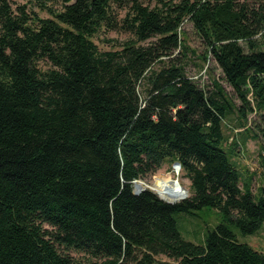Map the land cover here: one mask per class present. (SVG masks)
I'll use <instances>...</instances> for the list:
<instances>
[{
	"label": "trees",
	"instance_id": "obj_1",
	"mask_svg": "<svg viewBox=\"0 0 264 264\" xmlns=\"http://www.w3.org/2000/svg\"><path fill=\"white\" fill-rule=\"evenodd\" d=\"M186 20L240 105L187 75ZM105 31L131 37L101 50ZM235 111L264 123V0H0V264H264L232 228L264 223L223 130ZM167 159L189 196L134 194ZM205 206L224 220L186 240L174 214Z\"/></svg>",
	"mask_w": 264,
	"mask_h": 264
},
{
	"label": "rangeland",
	"instance_id": "obj_2",
	"mask_svg": "<svg viewBox=\"0 0 264 264\" xmlns=\"http://www.w3.org/2000/svg\"><path fill=\"white\" fill-rule=\"evenodd\" d=\"M15 6L16 5H14V7ZM40 14L46 16V13L44 12H41ZM123 14L124 12H121V15ZM181 29L182 32L185 33L188 45L196 50L195 54L189 53L188 57L179 54V60L186 63L187 75L208 91L213 89L212 80L216 79L222 84L230 98H232L237 105H240L241 102L237 98L234 89L224 79L222 70L214 59L210 57L205 62L200 59V55L205 51V44L196 33L192 22L186 20ZM130 37L131 35L125 31H105L96 35L93 40L101 50H110L113 49L114 45H119ZM179 51L180 49L177 50L176 54ZM138 90L140 92L141 100L144 102L147 96V83H140ZM263 125L262 118L255 112L249 113L248 118L244 121L238 117L236 111L230 113L223 120V130L226 137L229 139V142L233 138L239 141V146L236 149L237 155L234 156V161L241 173V184H250L255 194L258 193L261 186H264V138L260 129ZM246 127H249L251 132L247 131ZM228 145L229 144L226 146L227 148ZM175 166L174 163L167 159L162 167L155 173L148 175L145 179L135 180L133 183L134 191H136V183L142 182L144 184L147 183V187L145 188H149L159 195L152 188L155 178L170 177L188 190V195L186 196L188 197L190 194V180L185 177L182 170H180V173H177ZM174 217L177 221L181 235L186 240L197 244H204L205 235L208 230L224 220L223 213L218 208L211 206H205L189 213L177 212L174 214ZM232 228L240 242L247 243L253 248L264 252V223L256 233L248 235L242 234L233 225ZM70 253L74 256H78V253L75 251H70ZM160 257L167 259L165 256Z\"/></svg>",
	"mask_w": 264,
	"mask_h": 264
},
{
	"label": "bare ground",
	"instance_id": "obj_3",
	"mask_svg": "<svg viewBox=\"0 0 264 264\" xmlns=\"http://www.w3.org/2000/svg\"><path fill=\"white\" fill-rule=\"evenodd\" d=\"M177 173L181 168L175 166ZM147 184V183H146ZM142 182L136 183V191H141L147 185ZM152 188L164 199L171 201H180L188 195V190L182 187L179 182L172 180L170 177H156Z\"/></svg>",
	"mask_w": 264,
	"mask_h": 264
},
{
	"label": "water",
	"instance_id": "obj_4",
	"mask_svg": "<svg viewBox=\"0 0 264 264\" xmlns=\"http://www.w3.org/2000/svg\"><path fill=\"white\" fill-rule=\"evenodd\" d=\"M174 165H176V166H178V167H180L181 168V165H180V163L178 162V161H176V162H174ZM145 189H147V188H143L141 191H134L133 190V193L134 194H140L143 190H145ZM149 189V188H148ZM161 199H163V200H165V201H167V202H169V203H175L176 201H171V200H166V199H164L163 197H161L160 195H158ZM186 198V197H185ZM184 199V198H183Z\"/></svg>",
	"mask_w": 264,
	"mask_h": 264
}]
</instances>
